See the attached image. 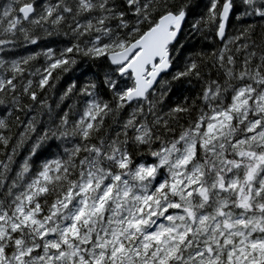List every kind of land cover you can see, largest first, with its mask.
<instances>
[{"label":"snow or ice","instance_id":"6c2138e0","mask_svg":"<svg viewBox=\"0 0 264 264\" xmlns=\"http://www.w3.org/2000/svg\"><path fill=\"white\" fill-rule=\"evenodd\" d=\"M0 264H264V0L0 2Z\"/></svg>","mask_w":264,"mask_h":264},{"label":"trees","instance_id":"16d2710c","mask_svg":"<svg viewBox=\"0 0 264 264\" xmlns=\"http://www.w3.org/2000/svg\"><path fill=\"white\" fill-rule=\"evenodd\" d=\"M0 2H3V0H0Z\"/></svg>","mask_w":264,"mask_h":264}]
</instances>
